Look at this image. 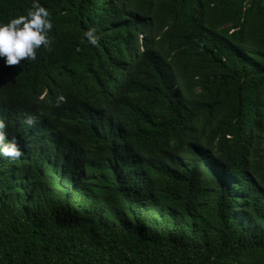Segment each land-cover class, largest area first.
I'll use <instances>...</instances> for the list:
<instances>
[{
	"label": "trees",
	"instance_id": "1",
	"mask_svg": "<svg viewBox=\"0 0 264 264\" xmlns=\"http://www.w3.org/2000/svg\"><path fill=\"white\" fill-rule=\"evenodd\" d=\"M37 2L48 48L0 58V264H264V0Z\"/></svg>",
	"mask_w": 264,
	"mask_h": 264
},
{
	"label": "clouds",
	"instance_id": "2",
	"mask_svg": "<svg viewBox=\"0 0 264 264\" xmlns=\"http://www.w3.org/2000/svg\"><path fill=\"white\" fill-rule=\"evenodd\" d=\"M52 27L48 10L37 0H33L31 7L26 9L23 15L12 17L6 23L0 22V58L3 59L4 65H17L25 59L34 60L37 49L41 46L48 48V33ZM83 35L88 43H97L98 37L94 35V30L89 29ZM27 122L30 124L31 120ZM3 127L0 122V156L15 159L19 157L20 151L15 139L6 140Z\"/></svg>",
	"mask_w": 264,
	"mask_h": 264
}]
</instances>
